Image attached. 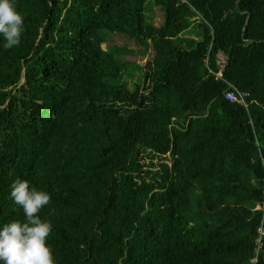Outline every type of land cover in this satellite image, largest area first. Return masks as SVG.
<instances>
[{
  "label": "trees",
  "instance_id": "16d2710c",
  "mask_svg": "<svg viewBox=\"0 0 264 264\" xmlns=\"http://www.w3.org/2000/svg\"><path fill=\"white\" fill-rule=\"evenodd\" d=\"M185 1L0 0V264L254 263L264 0ZM106 32L153 50L148 95Z\"/></svg>",
  "mask_w": 264,
  "mask_h": 264
},
{
  "label": "rangeland",
  "instance_id": "374dc122",
  "mask_svg": "<svg viewBox=\"0 0 264 264\" xmlns=\"http://www.w3.org/2000/svg\"><path fill=\"white\" fill-rule=\"evenodd\" d=\"M145 14L147 22L154 26H160L165 21L164 10L155 7L152 2L146 6ZM105 36H107L108 42L102 45V49L106 50L110 46L117 60L125 65L119 83L125 84L131 91L140 86L142 93L148 95L149 91L146 90L150 83L148 77L152 76L153 50L151 47H146L136 40H126L107 32Z\"/></svg>",
  "mask_w": 264,
  "mask_h": 264
},
{
  "label": "built area",
  "instance_id": "2783aa9c",
  "mask_svg": "<svg viewBox=\"0 0 264 264\" xmlns=\"http://www.w3.org/2000/svg\"><path fill=\"white\" fill-rule=\"evenodd\" d=\"M182 3H186V1L182 0ZM249 96H250L249 93H236L234 91H229L225 94V98L229 102L238 104L240 106L246 105V101ZM263 205H264V192H263ZM257 234H258L256 239L257 252L253 264H256L258 262L259 253L264 248V222H262L261 226L258 228Z\"/></svg>",
  "mask_w": 264,
  "mask_h": 264
}]
</instances>
